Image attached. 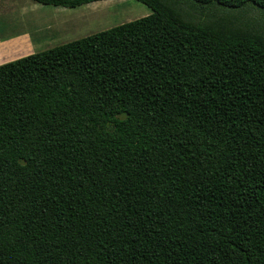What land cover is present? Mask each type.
Instances as JSON below:
<instances>
[{
    "label": "trees",
    "instance_id": "trees-1",
    "mask_svg": "<svg viewBox=\"0 0 264 264\" xmlns=\"http://www.w3.org/2000/svg\"><path fill=\"white\" fill-rule=\"evenodd\" d=\"M137 1L0 64V264H264V0Z\"/></svg>",
    "mask_w": 264,
    "mask_h": 264
},
{
    "label": "rangeland",
    "instance_id": "rangeland-1",
    "mask_svg": "<svg viewBox=\"0 0 264 264\" xmlns=\"http://www.w3.org/2000/svg\"><path fill=\"white\" fill-rule=\"evenodd\" d=\"M17 7L18 9H7L10 10L9 14L3 11L1 20L7 22L12 19L11 24L15 26L11 30L0 29V35L19 31L27 23L28 27H31L32 38L38 42L36 46L41 45V48L37 47L38 50L53 47L150 13V9L137 0H100L73 8L56 7L26 0L23 10L20 4ZM250 15H255V13ZM4 22H0V27L4 26Z\"/></svg>",
    "mask_w": 264,
    "mask_h": 264
},
{
    "label": "crops",
    "instance_id": "crops-1",
    "mask_svg": "<svg viewBox=\"0 0 264 264\" xmlns=\"http://www.w3.org/2000/svg\"><path fill=\"white\" fill-rule=\"evenodd\" d=\"M18 4H20L23 10L26 0H0V22H4L1 20L3 11L9 14L10 10L7 9H18ZM11 21L13 20L9 19L7 22L5 21L3 23L4 26H1L0 29L7 28V30H11L15 26L11 24ZM30 29L31 27H28L26 23V26L24 27L23 25L19 31L0 35V64L40 51L37 47L41 48V45L36 46L38 42H35L32 38Z\"/></svg>",
    "mask_w": 264,
    "mask_h": 264
}]
</instances>
